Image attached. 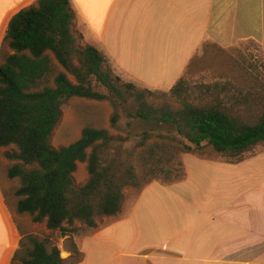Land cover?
<instances>
[{
    "label": "trees",
    "instance_id": "16d2710c",
    "mask_svg": "<svg viewBox=\"0 0 264 264\" xmlns=\"http://www.w3.org/2000/svg\"><path fill=\"white\" fill-rule=\"evenodd\" d=\"M74 17L70 0H36L18 8L4 31L3 40L11 52L0 62V147H15L5 157L16 161L7 175L19 180L17 213L31 215L35 223L45 220L46 227L59 230L61 236L71 235L77 230L72 225L75 221L94 227L97 216L119 211L126 187L143 188L152 181L149 178L142 186L134 165L110 153L115 137L104 128L84 126L74 142L52 146L53 130L71 97L109 101L114 108L112 125H116L121 107L127 117L174 126L176 136L158 135L168 141L153 144L148 158L143 159L147 174L167 173L159 162L174 159L170 150L178 147L182 153H194L209 146L228 162L240 161L257 147H264V80L255 77L251 85L236 87L233 93L225 84L200 87V97L191 93L183 77L168 93L136 90L113 75L99 49L78 45L72 28ZM53 59L62 71L54 73ZM51 75L52 84L43 85ZM150 95L167 96L178 107L166 101L155 104ZM152 136L145 132L143 140ZM174 141L176 145L171 143ZM159 148L168 155L156 156ZM78 162L86 163L88 173L81 185L73 180ZM177 164L180 173L163 183L184 178L182 161ZM68 243L71 254L62 258L48 237L24 235L12 260L74 264L83 254L71 237Z\"/></svg>",
    "mask_w": 264,
    "mask_h": 264
},
{
    "label": "crops",
    "instance_id": "0c3cea01",
    "mask_svg": "<svg viewBox=\"0 0 264 264\" xmlns=\"http://www.w3.org/2000/svg\"><path fill=\"white\" fill-rule=\"evenodd\" d=\"M35 2L0 0V44L11 15ZM70 3L78 39L151 89L169 90L205 44L264 52V0ZM181 161L183 179L152 181L128 206L123 194L115 215L75 239L83 256L74 264H264V149L237 162L196 153ZM1 187L0 264H10L22 236L16 201Z\"/></svg>",
    "mask_w": 264,
    "mask_h": 264
},
{
    "label": "rangeland",
    "instance_id": "374dc122",
    "mask_svg": "<svg viewBox=\"0 0 264 264\" xmlns=\"http://www.w3.org/2000/svg\"><path fill=\"white\" fill-rule=\"evenodd\" d=\"M4 37V35H3ZM0 44V62L3 61L4 57L11 52L7 42L3 40ZM79 46H84V42L77 38ZM54 62V73L62 71L63 68L53 59ZM107 65L111 69L113 75L120 78L121 82L131 83L136 90H151L153 92H164L168 93V90H156L151 89L141 83L134 82L131 78L121 73L114 64L107 60ZM71 80L73 77L68 75ZM185 83L189 87V90L194 96L200 97L202 91L200 87L213 86L218 84L225 86L229 89V93L235 92L236 87H245L251 85L253 78L258 77L264 80V52L256 44H241L233 48L222 49L212 44H205L200 47L188 69L182 76ZM52 75L48 78L47 82L43 85L52 84ZM97 90L104 91L103 87L96 85ZM222 92V94H225ZM150 101L153 103L168 102L174 107H178V104L172 101L167 96H149ZM114 108L111 103L107 100H94L83 97H71L62 107V116L51 136V144L57 148L60 146L68 145L77 140L84 126H93L97 128H104L107 130L109 135L115 137L111 142L110 153H116L120 160H126L132 163L135 167L136 173L139 175V184H144L145 180L151 179L152 181H158L160 183L174 180L176 175L180 173L177 162L181 160L183 153L178 149L171 151L174 154V159L160 161L159 165L164 169H168L167 173L158 172L156 175L145 172L147 165L144 163L147 152L150 147L155 143L166 142L165 138H159L158 135L164 136H176L175 128L172 124L156 122L152 120H143L140 118L127 117L125 111L119 107V119L116 125H112L110 122V116ZM148 132L152 137L147 140H143L144 133ZM143 140V144L140 142ZM176 145V142H171ZM264 149L263 146L257 147L251 153L257 150ZM15 150V147L10 145L7 147H0V190L3 182L4 195L8 203L13 199L17 202V196L15 190L19 186V180L17 178H9L7 175L8 168L16 161L9 160L5 157L6 152ZM156 156H167L168 154L163 153L161 148L157 149ZM194 153L203 157L219 158L211 147L205 146L201 150H196ZM251 153L247 154L250 155ZM221 157V156H220ZM149 161V160H148ZM157 161V160H151ZM3 173V179H2ZM146 173V174H145ZM145 174V175H144ZM88 178L86 170V163L78 162L76 169L73 173V180L75 184L81 185ZM155 178V179H153ZM2 180V181H1ZM151 181V182H152ZM143 186V185H142ZM142 187L129 186L123 191L124 203L128 206L136 198L137 193ZM11 190L10 194L7 192ZM14 205H16L14 203ZM15 223L19 229L20 235L32 234L37 236L39 239L48 237L50 243L55 245L60 250V256H66L64 252L69 246L68 236L73 240L79 239L84 234L92 231L91 227H87L81 222L75 221L72 225L77 227V230L71 235L61 236L59 230H50L46 227V222L35 223L32 221V216L23 213H15ZM14 219H12L13 221ZM107 219L104 216H97L95 218L96 226L100 227L106 223ZM67 226V224L65 225ZM21 264L19 259L11 260L10 264Z\"/></svg>",
    "mask_w": 264,
    "mask_h": 264
}]
</instances>
